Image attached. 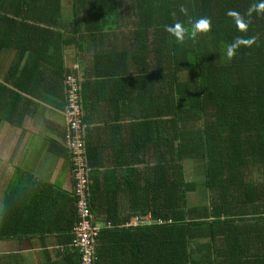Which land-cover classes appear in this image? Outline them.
Listing matches in <instances>:
<instances>
[{
	"label": "trees",
	"instance_id": "1",
	"mask_svg": "<svg viewBox=\"0 0 264 264\" xmlns=\"http://www.w3.org/2000/svg\"><path fill=\"white\" fill-rule=\"evenodd\" d=\"M63 5L0 0V57L13 55L0 79V126L29 109L33 100L23 92L40 95L37 77L55 85L79 75L67 68L65 50L88 47L80 94L89 200L101 224L95 264H264V0H72L71 20ZM199 18L209 20L208 30L194 29ZM176 23L182 41L165 30ZM97 102L129 121L128 136H114V166L102 179V145L91 139L89 115ZM195 166L207 196L190 204L198 182L186 167ZM29 187L8 185L0 239L42 233L33 219L49 212L29 203L37 195L24 199ZM50 187L42 189L43 203L71 204L55 228L69 243L78 219L74 180L70 194L55 197ZM121 190L131 197L126 210ZM135 216L151 220L134 223Z\"/></svg>",
	"mask_w": 264,
	"mask_h": 264
},
{
	"label": "crops",
	"instance_id": "2",
	"mask_svg": "<svg viewBox=\"0 0 264 264\" xmlns=\"http://www.w3.org/2000/svg\"><path fill=\"white\" fill-rule=\"evenodd\" d=\"M12 57L10 54L1 55L0 79L6 75ZM91 57L87 46L84 49L72 46L65 50L67 68L74 69L82 81L83 75L91 67ZM37 79L36 93L40 95L22 93L33 102L21 120L17 123L3 121L0 126V216L2 200L12 180L27 183L30 187L23 193L24 199L27 201L31 196L37 195L29 203L35 210L44 209L49 215L46 219L48 213L33 219L44 227L42 233L12 235L0 239V264H79L78 253L68 243V237L63 236L65 232L55 229L64 215L68 220V207L71 204L53 198L43 203L41 198L42 189H47L48 186L54 190L53 192L50 187L48 194L53 193L55 197L58 196V191L70 194L73 187L69 154L64 150L69 134L64 106L65 81L62 79L59 84L54 85L39 77ZM116 112L104 102H97L96 109L89 112L93 119L90 126L91 139L95 144L102 145L100 150L104 165L98 168L101 179L104 171L114 166L115 158L111 147L112 142H115L114 136H117V131H126V123L129 122L123 112L117 115ZM125 136H128V131ZM58 150H64V154L58 153ZM123 173L124 170L118 168L117 175L121 177ZM117 199L123 210L131 203V197L124 190L117 194ZM46 206H50L49 209Z\"/></svg>",
	"mask_w": 264,
	"mask_h": 264
},
{
	"label": "built area",
	"instance_id": "3",
	"mask_svg": "<svg viewBox=\"0 0 264 264\" xmlns=\"http://www.w3.org/2000/svg\"><path fill=\"white\" fill-rule=\"evenodd\" d=\"M81 77L76 74H68L66 83V109L65 118L69 128L67 146L73 159L74 195L78 219L74 226V239L70 242L71 247L76 248L80 254L79 264H95L96 245L95 237L101 228L91 211L89 200V187L91 183L90 165L86 153L84 140L85 124L83 122L81 106ZM150 216L134 217V223H149ZM129 223H126L128 225ZM107 225H110L108 222Z\"/></svg>",
	"mask_w": 264,
	"mask_h": 264
},
{
	"label": "rangeland",
	"instance_id": "4",
	"mask_svg": "<svg viewBox=\"0 0 264 264\" xmlns=\"http://www.w3.org/2000/svg\"><path fill=\"white\" fill-rule=\"evenodd\" d=\"M63 13L64 17L68 20L72 19V0H64L63 5ZM10 56H12L10 54ZM4 57V56H3ZM2 57V59H3ZM2 126V125H1ZM187 173L191 175L193 178H195L198 182V189L195 192H191L188 195V199L190 201V204H195L198 202L206 201L205 191L203 189V183H204V176L202 174L197 173L198 168L195 167H186Z\"/></svg>",
	"mask_w": 264,
	"mask_h": 264
},
{
	"label": "clouds",
	"instance_id": "5",
	"mask_svg": "<svg viewBox=\"0 0 264 264\" xmlns=\"http://www.w3.org/2000/svg\"><path fill=\"white\" fill-rule=\"evenodd\" d=\"M184 9L181 8V11ZM210 27V22L207 18H199L195 21L194 29L198 31H206ZM168 33H170L172 36L175 37L177 41H182L184 39V30L182 26L179 23L173 24L171 26H167L165 29ZM239 41H235L232 44L228 46V52L227 54L229 56L233 55V50L236 48Z\"/></svg>",
	"mask_w": 264,
	"mask_h": 264
}]
</instances>
